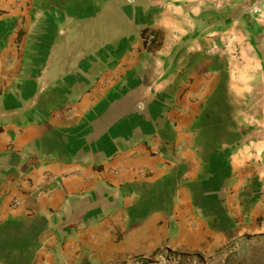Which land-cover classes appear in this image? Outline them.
<instances>
[{"label":"crops","instance_id":"obj_1","mask_svg":"<svg viewBox=\"0 0 264 264\" xmlns=\"http://www.w3.org/2000/svg\"><path fill=\"white\" fill-rule=\"evenodd\" d=\"M263 239L264 0H0V264Z\"/></svg>","mask_w":264,"mask_h":264},{"label":"rangeland","instance_id":"obj_2","mask_svg":"<svg viewBox=\"0 0 264 264\" xmlns=\"http://www.w3.org/2000/svg\"><path fill=\"white\" fill-rule=\"evenodd\" d=\"M205 264H264V239L244 244L226 255L211 256Z\"/></svg>","mask_w":264,"mask_h":264},{"label":"built area","instance_id":"obj_3","mask_svg":"<svg viewBox=\"0 0 264 264\" xmlns=\"http://www.w3.org/2000/svg\"><path fill=\"white\" fill-rule=\"evenodd\" d=\"M253 13H254V14H261L262 11H261L259 8H255V9L253 10ZM152 39H153V36H148V37L146 38V40H147L148 42H150ZM15 205H17V202H16V201H13L12 204H11V206H15Z\"/></svg>","mask_w":264,"mask_h":264}]
</instances>
